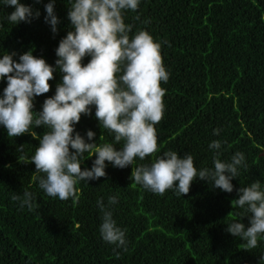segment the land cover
Returning <instances> with one entry per match:
<instances>
[{
    "label": "trees",
    "instance_id": "trees-1",
    "mask_svg": "<svg viewBox=\"0 0 264 264\" xmlns=\"http://www.w3.org/2000/svg\"><path fill=\"white\" fill-rule=\"evenodd\" d=\"M22 2L40 15L13 25L7 20L12 8L0 4V53L31 49L54 64L58 41L71 29L69 0H55V34L43 19L47 0ZM122 14L130 38L144 29L160 42L169 72L167 82H160L166 91L163 117L155 125L158 149L136 158L133 167L173 150L190 153L198 170L212 168L217 151L225 161L241 151L247 168L232 179V192L194 178L189 192L179 196L174 188L163 194L146 190L131 176L132 165L118 168L106 161L105 176L78 181V199L61 200L39 188L36 177L44 174L30 161L48 129L31 126L10 137L0 126V264H264V234L255 248L245 249V241L226 231L233 220L248 225L250 213L231 204L236 189L254 180L264 183V0H140ZM61 75L53 72L49 91L33 101L34 111L54 93ZM5 86L0 80V90ZM87 129L96 133V145L115 143L109 130L98 126L94 107L75 126L81 135ZM212 140H220L221 148L209 149ZM21 144L23 151H17ZM122 146L123 141L116 144ZM82 158L81 168L91 167L95 154ZM25 191L33 194L31 210L11 199L16 194L22 200ZM114 194L113 218L126 229L122 247L105 242L99 232L97 199L107 203Z\"/></svg>",
    "mask_w": 264,
    "mask_h": 264
},
{
    "label": "clouds",
    "instance_id": "clouds-1",
    "mask_svg": "<svg viewBox=\"0 0 264 264\" xmlns=\"http://www.w3.org/2000/svg\"><path fill=\"white\" fill-rule=\"evenodd\" d=\"M140 0H69L67 18L71 29L55 48L54 64L43 56H34L29 49L23 53H0V80L6 86L0 90V126L10 137L29 132L31 126H45L48 131L39 137L30 161L38 175V186L50 197L67 200L78 199L75 185L78 181L96 180L106 175L107 162L113 167L132 165L131 176L144 189L163 194L175 189L176 194H187L194 178L204 179L213 187L232 192V179L238 177L240 168H247L245 155L236 151L229 161L213 155V167L197 169L193 156L168 150L148 164L133 167L136 158L157 151L155 125L162 119L166 71L160 54L161 44L154 41L144 29L129 37L130 25L124 23L122 10H135ZM9 6L7 20L13 25L30 23L39 17V10L22 0H0ZM55 0L44 4L45 23L53 34L59 19L54 11ZM88 56L87 63L82 58ZM14 57H16L14 59ZM62 73L51 96L43 99L39 111H34V99L49 91L48 81L53 72ZM94 107L98 126L109 130L115 143L96 145V133L87 129L84 135L75 130L81 114L89 115ZM221 129H213L219 135ZM123 141L122 147L116 144ZM18 145L17 151H23ZM209 149L221 148L220 140H212ZM71 149V150H70ZM85 152L95 154L91 167L81 168ZM238 197L232 205L244 208L248 225L238 219L227 223L226 231L245 241V249L257 246L258 235L264 234V183L254 180L236 189ZM20 206L33 208V194L23 193ZM102 213L99 232L101 238L116 247L126 246V229L113 218L112 206L118 203V194L110 195L107 203L97 199Z\"/></svg>",
    "mask_w": 264,
    "mask_h": 264
}]
</instances>
